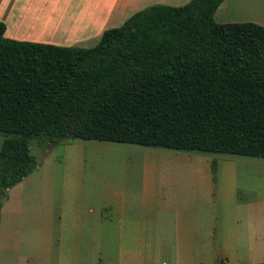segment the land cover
I'll list each match as a JSON object with an SVG mask.
<instances>
[{"label":"trees","instance_id":"obj_1","mask_svg":"<svg viewBox=\"0 0 264 264\" xmlns=\"http://www.w3.org/2000/svg\"><path fill=\"white\" fill-rule=\"evenodd\" d=\"M223 1L151 5L91 48L11 39L0 21V219L34 141L264 158V25L217 22Z\"/></svg>","mask_w":264,"mask_h":264},{"label":"crops","instance_id":"obj_2","mask_svg":"<svg viewBox=\"0 0 264 264\" xmlns=\"http://www.w3.org/2000/svg\"><path fill=\"white\" fill-rule=\"evenodd\" d=\"M6 1L3 5L0 0V20L6 24L8 38L91 48L100 42L105 30L120 27L146 7L181 6L190 0ZM215 19L219 23L254 21L264 25V0H224ZM81 142H87V146H116L110 141L81 138L73 145L82 147ZM129 148L144 152L145 159H150L143 189H136L135 195L124 189L115 191L114 199L103 203L105 212L98 219L90 218L96 210L85 205L84 190L79 184L63 188L56 208L59 215L51 210L46 217H9L5 223L3 202L2 254L10 251L25 256L21 245L28 239V229L29 235L57 241V264H264V210L260 209L252 219L247 198L242 202L233 200L229 215L226 210L220 212L218 180L223 171H230L222 166L250 159L140 144ZM83 156L76 155L78 165ZM177 156L190 159L192 167L189 174L180 173L174 180L166 167ZM215 164L217 168L212 167ZM232 174L236 176V170ZM205 195L208 204H214L209 218L198 211ZM9 200L8 194L5 201ZM37 245L33 254L42 259L49 251L40 249V241ZM40 261L45 264L46 260Z\"/></svg>","mask_w":264,"mask_h":264},{"label":"rangeland","instance_id":"obj_3","mask_svg":"<svg viewBox=\"0 0 264 264\" xmlns=\"http://www.w3.org/2000/svg\"><path fill=\"white\" fill-rule=\"evenodd\" d=\"M1 2L3 5L7 4L6 0H1ZM255 12H257V8ZM4 138V135L0 134V149ZM77 140L57 144L46 143L45 145L37 141L32 142L31 152L36 155L38 166L28 177L12 187L11 191L9 190L10 193L8 191L10 200L5 201L7 197L3 201L5 205V223L9 220V217L31 219L46 217L51 210L52 213L59 215L56 208L62 200L63 188L70 184L82 185L85 205H91L96 210L91 215V219H98L102 212H105L102 205L105 201L110 202L114 199L115 191L124 189L128 192L133 191V195H135L136 189L140 191L144 185H147L144 174L145 170L151 167L150 159L148 161L145 159L144 152L129 150V147L135 144L114 142L113 144L116 145L114 147H103V145L112 144L87 146V142H81L83 146L76 147L77 144H73ZM78 154H84V160H81L79 165L76 161V155ZM243 157L250 160L235 161V165L229 166L223 163L225 164L222 166L223 170L230 171H223V175L218 180L219 192L221 193V196H219L220 212L226 210V214L229 215L233 200L242 202V200L246 201L248 198L251 203L253 219L255 214L264 210V158L256 156ZM191 167L190 159L177 156L172 157L166 168L170 169V177L175 180V176L180 173L189 174ZM212 167L217 168V164L212 165ZM234 170H236V176L232 174ZM206 200L205 195L203 196V204L198 208V211L201 212V215L208 216L205 218H209L210 214H213L214 204H208L209 201ZM262 215H264V212ZM108 216L112 218V215ZM26 232L28 239L21 245L25 248L26 255L22 256L21 252H17L21 253V256L18 254L20 263L17 254H12L10 251L2 254V250H5V248L0 240V264H14L16 262L17 264H42L40 260H46L45 264H48V260L49 264H57L54 262L56 260L57 249L55 244L57 241L40 235L36 236L34 233L29 235L30 231L28 229ZM2 233L3 228H0V237ZM39 241L42 244L40 249L49 251L48 255L42 256V259H38L33 254ZM22 258L26 259L22 260Z\"/></svg>","mask_w":264,"mask_h":264}]
</instances>
